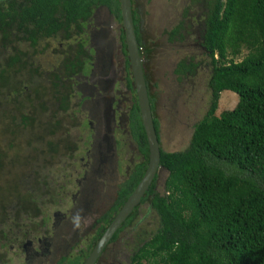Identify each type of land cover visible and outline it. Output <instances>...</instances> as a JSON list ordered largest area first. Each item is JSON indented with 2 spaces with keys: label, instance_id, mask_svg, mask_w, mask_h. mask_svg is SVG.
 Returning <instances> with one entry per match:
<instances>
[{
  "label": "trees",
  "instance_id": "16d2710c",
  "mask_svg": "<svg viewBox=\"0 0 264 264\" xmlns=\"http://www.w3.org/2000/svg\"><path fill=\"white\" fill-rule=\"evenodd\" d=\"M179 7L180 18L166 32V37L173 42L176 36L183 38L198 33L197 49L209 57L207 108L189 126L185 147L172 151L160 148L159 166L164 174L161 191L156 190L158 177H154L110 240L113 242L123 228L138 222L135 214L148 201L146 212H151L155 229L146 239L139 238L129 264H264V0H184ZM103 9L119 26L115 39L123 59L124 80L126 87L134 91L118 0H0V177L6 179L0 196L20 187L25 190L24 194L6 203L0 200V236L3 239H6V223L13 214L19 223L25 220V215L33 217L32 220L40 215L38 211L33 214L29 211L30 203L34 204L37 196L45 192L40 187L47 180L44 170H52L51 166H46L49 163L46 153L33 145L27 144V147L24 143L22 146L20 142L15 145L3 135L9 129L14 132L15 128L28 125L31 129H43L47 136L55 134L57 121L51 129L44 125L35 128L34 123L50 108L57 107L58 112L59 109L70 110V94H52L53 101L44 100L39 88L47 90L46 83L61 82L57 70L60 67H69L74 73L75 63L81 64L79 58L87 60L83 47L90 57L93 43L99 37L98 27L91 24L94 14ZM197 9H201L198 13L201 22L195 30L191 21L183 20L188 15L196 19ZM132 21L140 46L138 20L133 11ZM75 28L78 31H72ZM71 33L76 36L74 42L79 41L74 44L76 47L69 46L58 66L51 68L49 73L46 71L47 78L35 76L32 51L46 45L48 39L67 38ZM242 48L246 53L239 61H234L232 57ZM194 66L191 60L180 59L173 72L182 74L183 78L191 77ZM22 71L33 74L23 83H34L37 89L20 86L23 77L18 72ZM39 81L44 84H38ZM18 85L24 92L16 95ZM223 91L235 93L237 102L233 108L215 114L217 100ZM14 94L18 99L11 100ZM48 97L50 99V95ZM149 102L152 108V99L149 98ZM129 108L131 139L135 140L142 160L118 182L109 211L96 219L102 221L91 236L87 251L103 233L146 167L147 144L135 96ZM153 123L159 138L156 120ZM14 135L16 138L17 134ZM4 142L5 150H2ZM84 146H78L77 150ZM43 150L50 151L47 146ZM44 186L49 191L48 186ZM45 219L41 217V221ZM79 257L75 256L66 264H81ZM0 264H4L1 258Z\"/></svg>",
  "mask_w": 264,
  "mask_h": 264
},
{
  "label": "rangeland",
  "instance_id": "374dc122",
  "mask_svg": "<svg viewBox=\"0 0 264 264\" xmlns=\"http://www.w3.org/2000/svg\"><path fill=\"white\" fill-rule=\"evenodd\" d=\"M183 2L184 0H131L132 11L138 20L139 53L142 58L143 75L148 97L152 99L151 114L157 123L160 148L167 151L186 146L189 126L205 112L209 101V90L206 88V81L209 76V57L197 49L198 34H188L183 38L176 36L173 42H169L166 37V32L177 24L180 18L181 8L179 6ZM200 10L197 9V11ZM198 13L196 12L195 17L197 19L199 18ZM188 16L186 17L188 19L185 18L183 21H191L193 28L196 29L201 21ZM195 20L198 22H195ZM91 25L98 27L97 35L99 34V37H96V41L93 43V52H91L89 58L94 63L96 62L97 70L96 73L94 70L95 81L93 84L99 81V86L102 89L92 86L91 90L87 91L86 86H84L83 90L85 91L82 93V97L88 98L89 101L85 102L84 108L80 110L78 106L75 111L84 118L86 117L90 122V126L93 127L90 143H97L98 139H96L95 132L97 129L98 132H100V129L103 130V141L99 139L101 141L100 149H102L104 146L102 142L108 141L105 137L113 130L114 125H111L113 120L114 129L119 128L121 130V127H117L115 120L119 112L125 115L128 113L135 94L134 91L126 87L124 73L121 71L118 74L123 60L118 50V42L115 39L118 33V24L103 9L94 14ZM72 31L78 30L75 28ZM75 39L76 36L71 33L67 38L48 39L46 45L43 44L41 47L34 49L32 51V59L35 64L33 74L39 78H47L49 70L58 66L62 55L67 52L65 48L59 49L58 44L62 42L61 45L65 47L66 45H72L73 48ZM245 53L246 49L242 48L240 53L232 58L234 61H239ZM228 57L230 56L228 55ZM180 59L191 60L195 63L192 70L194 72L193 76L187 75L185 79L182 74L173 72L176 62ZM18 74L23 77L20 86L37 89V85L34 83H23L25 78L28 79L33 74L26 71L18 72ZM38 84L44 83L39 81ZM20 86L18 85L16 95L19 92H24V89L20 90ZM39 90L44 95V100L53 101L49 88L47 90L39 88ZM118 94L122 96V99L118 98ZM48 95H50V99ZM77 97L76 94L70 95L71 106L76 105ZM14 99H18V97L15 96L11 100ZM236 102L237 95L235 93L223 91L217 100L215 114L233 108ZM93 105H96L98 109L97 118L87 116L88 107ZM20 106L22 107V104ZM23 107L25 108V106ZM56 109L57 107L50 108L45 116L39 115L38 120L34 123L35 128H42V125H44L47 129H51L55 127L53 125L54 121H57V131L54 135L47 136V132L43 129H31L29 125L15 128L16 131L14 132L9 129L8 133L3 135L6 137L4 139L12 140L15 145L20 142L22 146L25 143L27 147H29L27 145L29 144L36 149L39 148L40 151L48 155L47 160L49 163L46 166H51L50 169H52L51 171L44 170L45 174H48L47 180L40 184V187L45 192L40 194L39 197L37 196V199L35 198L36 202L34 204L30 203L29 211L32 214L38 211L40 215L34 216L36 217L34 220H32L33 217H29L30 215H25V220L19 223L20 221L17 222L18 218L13 214L12 219L7 221L6 226L8 228L6 227L7 232L4 235L6 239L0 236V245L6 242L4 246L0 247V258L4 264H25L21 250V246L25 241L22 232L29 226L36 227L38 225L43 234H46L47 231H53L54 220L59 217V215L54 216L56 213H61L60 216L64 213L65 220L54 232V236H51L49 252L45 256L46 260L35 264H59V262H64L76 255L80 256L81 252L84 255L86 253L84 251L88 250L87 245L91 236L100 224L96 219L104 212L109 211L113 204L118 182L123 181L134 167L132 165L134 163V151L131 146L126 147L128 135L121 138L123 148L120 153L117 152L118 165L115 166L114 161L112 162L110 167L113 165L114 167L109 176L104 173V170L107 169L106 166H100L95 170L96 165H86L84 160L80 164L79 158L83 155L84 150L81 152L77 150L74 158H71L70 147L75 142L78 146L83 145L85 130H77L79 120L76 118L80 115L74 114V109L67 113L61 109L58 112ZM101 119L102 123H100ZM14 134H17L16 138ZM181 134L184 137H181ZM1 139L5 141L3 138ZM65 140H69L70 145L62 144V141ZM5 145L4 142L2 150H5ZM48 145L53 149L49 148ZM107 145L110 147L108 142ZM46 146L51 152L43 150ZM72 150L74 151V149ZM84 156L86 157V155ZM43 159L44 157L41 161ZM158 171L160 170L158 169ZM163 176L164 174L160 171L156 186L158 192L162 189ZM7 179L14 180L12 178ZM5 180L0 177L1 189L5 188ZM44 185L48 186L49 191L44 189ZM24 192V188L20 187L19 190L3 193L4 195L0 196V200L6 203L9 199L22 195ZM93 200H95V203ZM88 201L92 202L89 205L85 204ZM147 205L148 201L139 207L135 214L136 218L139 219L138 222L123 228L116 239L104 247L99 260L95 264H129V258L139 244V238L146 239L155 229L151 212H146ZM89 211L92 213L90 214ZM40 216L46 217V219L41 221ZM77 216L79 217L78 226L74 223V218ZM35 222L36 224H34ZM40 231L38 227L35 230L37 234H40ZM17 239L18 241H16ZM14 241L15 243L12 244ZM83 246L85 248H82V250L81 247ZM41 255H37L38 260L42 258Z\"/></svg>",
  "mask_w": 264,
  "mask_h": 264
},
{
  "label": "flooded vegetation",
  "instance_id": "af4514ba",
  "mask_svg": "<svg viewBox=\"0 0 264 264\" xmlns=\"http://www.w3.org/2000/svg\"><path fill=\"white\" fill-rule=\"evenodd\" d=\"M197 12H200V11H197ZM194 15L196 17V13H194ZM195 22H196V20H195ZM198 28H199V26L195 30H197ZM196 34H198V33H196ZM78 42L79 41H76L75 44H77ZM61 43L58 44L59 49H62L64 47L66 51H68L69 46H72V45H66V47H65V46L61 45ZM74 47H76V46L73 45V48ZM83 48L85 49V54H86L85 57L87 60L83 61L81 58H79L78 61H80L81 64H78V62L75 63V67H74L75 72L74 73H72V71L69 69V67H60L57 70L59 72V75L61 76V82H59L58 84L55 83L54 85L52 82L46 83V89L49 88L51 90V95L52 94L61 95V93H63V92H69L68 94H70V95L76 94L78 96L77 97L78 101H76V105L70 106L68 104V108L70 110L74 109V114L76 113L78 115H80V114L77 111H75V110H77L76 107L79 106V108L81 110V108H84L85 102L89 101L88 98L82 97V93L85 91V90H83V87L86 86L87 91H90L92 86H96V88L102 89L99 86L100 85L99 81L97 83L93 84V82L95 81V77L93 76L94 70H95V73L97 70L96 69V62L94 63L93 61L89 60L90 57L88 56V54L86 52V47H83ZM80 68H82V69H80ZM121 71L124 73L122 66H121L120 70L118 71V74L121 73ZM77 81H79V82H77ZM116 93H118V91H116ZM118 97L120 99H122V96L120 94H118ZM68 98H70V96H68ZM70 110H67L65 113H67ZM98 114L99 113H98V109L96 108V105L88 107L87 116H90V117L95 116L97 118ZM100 115H102V113H100ZM76 119L79 120V122L77 124V127H78L77 130L78 131H80V129L85 130V140L83 142V144L85 146L79 150V152L84 150L83 155L79 158L80 164H82L81 161L84 160L85 161L84 164H86V165L87 164L96 165L95 170H97L98 167H100V166H106L107 169L104 170V173L106 176H109L110 175L109 173L112 172V168L114 167V165L115 166L118 165L119 158H118L117 152L120 153L121 149L123 148V146H122L123 141L121 138H123V136H125V135H128V144L126 145V147L131 146L133 151H134V153H133L134 154V163L132 165L134 166L137 163V161L142 160V155L139 153V150L136 147L135 140L131 139V134H130L131 130L129 128L128 116L125 115L124 113L120 114V112H119V114L115 120L117 127H121V130H119V128L114 129V127H115L114 120L111 122V125L112 124L114 125L112 128L113 130L107 135V137L109 139L107 137H105L108 140L107 142L109 143L110 147H108L107 142H102L104 144L102 149H100V143H101V141H103L102 140L103 130L100 129V132H98L97 131L98 129H97L95 132V135H96V139H98V142L97 143H95V142L90 143V139L92 138L91 134L93 132V127L90 126V122L88 121V119L86 117L84 118V116H82V115L78 116ZM100 123H102V119H101ZM182 137H184V135ZM99 139H101V141ZM62 144H64V145L69 144L70 145L69 140H65L64 142L62 141ZM77 147H78V144L76 142H75V144H72V147H70L71 158H74V156L76 154V151H73L72 149L77 150ZM84 155H86V157ZM113 161H114V165L112 167H110ZM159 170L163 173V171L160 169V167H159ZM160 171L157 172L155 177L158 176ZM130 172H129V174H130ZM93 201L95 203V200H93ZM91 202L92 201H88V203H85V204L89 205ZM89 213L91 214L92 212L89 211ZM60 214L61 213L54 214V216L59 215V217H57V218H59V220H57V218L54 220L53 231H49V232L47 231L46 234H43L40 231V226L38 225L36 227L29 226V228H26L22 232V233H24V237H25V241H26V243H24L25 242L24 241L23 245L21 246V250L23 252V260H24L25 264H35V263H38L39 261L46 260L45 256H46V253L49 252L51 236L54 234V232H56L57 228L61 224H63V221L65 220V214L63 213V215H61V216H60ZM101 221L102 220H99L98 223ZM65 224H67V223H65ZM37 227L40 231V234H37L35 232V230H37ZM18 239L16 241H18ZM96 241L94 242V244L96 243ZM111 241L112 240H110L109 242H111ZM109 242L107 244H109ZM14 243H15V241L12 244H14ZM107 244H106V246H107ZM93 245H92V247H93ZM87 247H88V245H87ZM82 248L84 249L85 247L83 246V247H81V249ZM103 249H102V251H103ZM90 250L88 251V253L86 255H83L82 252L80 253L81 255L79 258H80L81 264L84 261V259L87 257V255L89 254ZM84 252H87V251H84ZM101 252H100V256H101ZM40 254H42L41 255L42 258L40 260H38L37 255H40ZM76 256H79V255H76ZM74 257H72V258H74ZM99 257L96 259V261L99 260ZM71 259L65 260L64 262H62V264L63 263L66 264V263L71 262L73 260V259L72 260ZM96 261H95V263H96Z\"/></svg>",
  "mask_w": 264,
  "mask_h": 264
},
{
  "label": "water",
  "instance_id": "95a60500",
  "mask_svg": "<svg viewBox=\"0 0 264 264\" xmlns=\"http://www.w3.org/2000/svg\"><path fill=\"white\" fill-rule=\"evenodd\" d=\"M118 2L120 25L123 32V41L131 76V84L134 90L139 119L147 144V163L141 178L131 193L126 197L118 211L114 214L112 220L93 245L82 264L95 263L96 259L100 256V252L110 241L112 235L132 209L139 203L159 169V140L153 125L151 107L141 64L142 58L139 53V46L134 32L131 0H118Z\"/></svg>",
  "mask_w": 264,
  "mask_h": 264
},
{
  "label": "clouds",
  "instance_id": "9594fccd",
  "mask_svg": "<svg viewBox=\"0 0 264 264\" xmlns=\"http://www.w3.org/2000/svg\"><path fill=\"white\" fill-rule=\"evenodd\" d=\"M131 13H132V8H131ZM121 26V25H120ZM134 27V26H133ZM119 98V97H118ZM120 99V98H119ZM136 101V100H135ZM131 106V105H130ZM150 107H151V105H150ZM138 108V107H137ZM130 109V108H129ZM127 115V114H126ZM153 118V117H152ZM153 120H155V119H153ZM153 125H154V123H153ZM154 129H155V126H154ZM156 131V130H155ZM159 139V138H158ZM159 148H160V145H159ZM160 167V166H159ZM74 223L78 226V224H79V217L77 216V217H75L74 218Z\"/></svg>",
  "mask_w": 264,
  "mask_h": 264
},
{
  "label": "bare ground",
  "instance_id": "6f19581e",
  "mask_svg": "<svg viewBox=\"0 0 264 264\" xmlns=\"http://www.w3.org/2000/svg\"><path fill=\"white\" fill-rule=\"evenodd\" d=\"M135 118V117H134Z\"/></svg>",
  "mask_w": 264,
  "mask_h": 264
}]
</instances>
